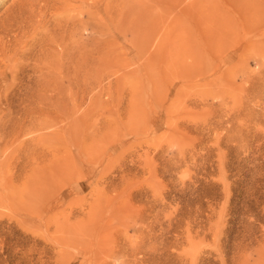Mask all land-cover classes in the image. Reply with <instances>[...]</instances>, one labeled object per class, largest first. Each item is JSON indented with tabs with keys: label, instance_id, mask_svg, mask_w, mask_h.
Listing matches in <instances>:
<instances>
[{
	"label": "rangeland",
	"instance_id": "374dc122",
	"mask_svg": "<svg viewBox=\"0 0 264 264\" xmlns=\"http://www.w3.org/2000/svg\"><path fill=\"white\" fill-rule=\"evenodd\" d=\"M24 1L0 0V264H264V0H184L137 43L104 0L63 56L53 21L92 9L2 29Z\"/></svg>",
	"mask_w": 264,
	"mask_h": 264
},
{
	"label": "bare ground",
	"instance_id": "6f19581e",
	"mask_svg": "<svg viewBox=\"0 0 264 264\" xmlns=\"http://www.w3.org/2000/svg\"><path fill=\"white\" fill-rule=\"evenodd\" d=\"M25 1H24L25 4L24 3L21 4L23 6H18V8L19 7L20 8L16 12V14L14 16H12L11 18H9L8 21L5 23V25H3V24H2L3 26L1 25L2 29H4L5 31H13V32L17 31L18 33H19V30L21 32L23 30H29V31L31 30V32L35 33V31H34V30H36L35 28H39V27H36L38 24L35 26V23H41V21L46 19V18H48V20H52L55 18L53 16L50 17V12H51L50 9H52L51 7L53 5H55L57 1H60V0H25ZM62 1H64V4H66V5L73 4V3H79V6L77 7V9H82V7L86 8V9L89 8V9H92L93 12L88 11V12L84 13V12L80 11V12L76 13V16L66 15L67 17L64 18L66 21H64V22L63 21L61 22L60 20L56 21L54 19L55 21H53V22H55V23H52V26L59 27L58 29H54L55 32H59L57 34V35H59V38H58V36H56L55 39L53 37H52L53 39L52 38L51 39H52V43L54 42L53 44H55V45H53V44L52 45L57 46L55 48L60 49L58 51V54L60 53L59 56L64 53L65 49L68 52V50H67V47L69 48L68 34L65 33V32H67L68 29L70 30V28L78 27V28H80V29L82 28L84 30L85 29L86 30H93L97 34H100V32L103 31L102 27L104 25H106V24H104V22L102 20V11L104 13L105 8H106V6H104V4H105L104 0H62ZM106 1H109V0H106ZM185 1L184 0H128V1L125 0V2H123L121 5H119V7H120L119 10L117 9L118 10L117 12L119 13L118 14L119 17L116 16L117 19L114 22L112 20V22L114 24L113 28H115V30L117 32V37H121L122 39L131 41V42L136 41V43L137 42H153V41L161 42L162 40L166 39L165 38V35H166L165 31L169 25L172 24L173 26L180 27L183 24H186V23L188 24V21H185L186 18H184V17H185V15H188V14H186L187 11L190 13H193L194 7L191 5L192 3L188 2L189 4H187V2L185 3ZM110 3H112V1ZM110 3L108 2V4H107V2H106L107 5H110ZM64 4H63V6H64ZM195 7H196V5H195ZM107 8L110 9V7H108V6H107ZM55 9H56V7H55ZM45 10H49V12H48L49 16H48L47 12L46 13L44 12ZM108 11L110 12V10H108ZM60 16H63V15H60ZM83 17H86L89 21L87 20L88 22L87 21L83 22L82 21ZM61 18H63V17H61ZM46 23H48V22H46ZM60 27H63L62 31H61ZM107 27H108V25H107ZM70 31H69V33H70ZM36 32H37V30H36ZM40 32H41V30H40ZM25 33H27V31H25ZM53 34H55V33H53ZM52 36H54V35H52ZM100 41L101 40L98 36V38H96L94 40V42H96V46L100 43ZM52 53H53V51H52ZM73 53H74V50H73ZM86 53H84V54H86ZM64 54H66V52ZM75 54H77V53H75ZM84 54H83V51H82V53H79L78 54L79 55L78 60H80V59L82 60L84 56L85 57L87 56ZM61 56H63V55H61ZM72 56L73 55H71V58H72ZM75 56H77V55H75ZM49 57H50V54H49ZM35 60H36V58H35ZM45 60H47V59H45ZM52 60H54V58ZM46 62H48V61H46ZM68 62H71V61H68ZM55 63H57V62H55ZM79 63H80V61H79ZM38 65H40V64L38 63ZM79 65L80 64H78L77 66H79ZM42 66H43V64H42ZM38 67H40V66H38ZM38 67H36V64H35L36 70L40 69ZM80 67H81V65H80ZM79 69H81V68H79Z\"/></svg>",
	"mask_w": 264,
	"mask_h": 264
}]
</instances>
